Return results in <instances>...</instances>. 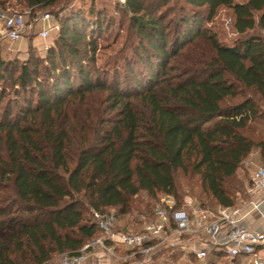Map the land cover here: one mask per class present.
<instances>
[{"label": "trees", "instance_id": "1", "mask_svg": "<svg viewBox=\"0 0 264 264\" xmlns=\"http://www.w3.org/2000/svg\"><path fill=\"white\" fill-rule=\"evenodd\" d=\"M15 1L34 19L50 9L60 29L44 56L31 40L26 59L0 53V237L15 230L0 264L80 253L101 234L93 210L143 224L156 204L135 198L176 194L179 172L198 178L204 207L247 196L252 178L244 188L237 174L255 150L264 164V139L245 133L259 104L244 97L264 100V35L252 33L264 0ZM222 7L232 44L209 27ZM224 258L240 264L221 251L207 264Z\"/></svg>", "mask_w": 264, "mask_h": 264}, {"label": "built area", "instance_id": "2", "mask_svg": "<svg viewBox=\"0 0 264 264\" xmlns=\"http://www.w3.org/2000/svg\"><path fill=\"white\" fill-rule=\"evenodd\" d=\"M123 9H129L127 0H115ZM29 13L30 10H28ZM26 15L0 9L2 34L9 41L21 39L26 25ZM42 21L38 31L42 39H47L52 30L59 31L56 17L49 11L35 18ZM54 20L48 26L46 23ZM232 22V20H231ZM49 47L46 46V49ZM264 164L258 165L247 186V196L238 199L233 207H204L197 197L179 198L176 194L161 197L152 218L145 219L139 230L118 229V219L114 212L93 210V222L101 234L91 239L80 253L60 254L56 264H82L90 255H107L111 259L132 261L130 264H151L157 261L164 249L184 250L193 255L200 264H207L213 251L226 253L228 258H238L240 264H264V228L256 229L246 224L248 216L257 212L264 219ZM117 249L126 253L119 255ZM156 264H176L172 257L163 255ZM162 259V260H161Z\"/></svg>", "mask_w": 264, "mask_h": 264}, {"label": "rangeland", "instance_id": "3", "mask_svg": "<svg viewBox=\"0 0 264 264\" xmlns=\"http://www.w3.org/2000/svg\"><path fill=\"white\" fill-rule=\"evenodd\" d=\"M4 1L6 3L7 9L10 10L11 12H19V13H23L26 15V18H25L26 25H25L24 34L21 37V39H19L18 41H15V42L9 41L2 34H0V53L2 54V56L5 57L6 59L15 58V57H19V59H26L28 56L30 40L33 43L34 52L37 55L44 56L46 53V46L48 45L50 46L54 43V40L58 35V31L52 30L47 39L40 38L38 35V31L42 28L43 22L41 20L35 21V19L28 12L26 7H23L22 5L17 4V1L15 0H4ZM173 1L174 0H171V2ZM235 1L245 2L247 0H235ZM256 17H258V13ZM53 22L54 20L49 21L46 24L50 26ZM233 24H234L233 11L227 7H222L221 9H219L217 16L214 18L213 22L209 23V27H211V29L218 34L220 40L223 43L232 44L239 37V35H237V33L235 32L233 28ZM1 29H2V25L0 23V31ZM252 33H261L264 35V28H260L259 26H257L256 29L252 31ZM126 34L127 32L121 33L122 36H120L117 42V46L123 45ZM114 36L115 34H112V36H110L107 41L112 40ZM101 43H104L103 40L101 41ZM98 55H99L98 63H101V61L104 59L105 56H102L101 54H98ZM248 96H253L258 101L259 109L261 111L259 115L261 116H258L256 119H254L253 121L249 123L248 127L245 130V133L249 134L250 136L258 140L264 139V100H262L260 96H258L253 90H248L245 92L244 97H248ZM244 97L239 96L229 101L234 103V102H237L243 99ZM262 163L263 161L260 158L259 150H255L252 153V155L247 160L244 161L242 168L237 174V179L244 182V188L246 187V184L248 183L250 178L253 177L255 168L259 164H262ZM177 176H178L177 177V195L179 196V198L182 199L186 196L202 197L200 182L197 177L190 179L188 177H185L182 172H179ZM147 203H151L152 206H154L158 202L153 200L148 195L147 192L140 193V195H138L134 201V205L138 207H141V205L142 207H145ZM135 213H132V215L127 216L122 221H120L117 225V228L133 230V231L139 230L143 226L144 223L138 224L133 221L137 216ZM141 220L145 221V218L141 217ZM13 232H15V230L13 229L6 230L4 234L0 237V242H8L9 235ZM183 252L184 250L177 249L173 251L170 249H164L161 251V254L163 255L164 258H166L167 256L172 257L176 264H200V262L195 258L188 260L187 254L185 255ZM117 253L119 255H123L125 252L117 249ZM59 256L60 254L54 256L50 264H56ZM155 262H152L151 264L158 263V261L156 263ZM112 263L113 264H130L131 261L123 262V260H116L114 258ZM217 264H230V262L226 258H224V259L218 260Z\"/></svg>", "mask_w": 264, "mask_h": 264}, {"label": "crops", "instance_id": "4", "mask_svg": "<svg viewBox=\"0 0 264 264\" xmlns=\"http://www.w3.org/2000/svg\"><path fill=\"white\" fill-rule=\"evenodd\" d=\"M263 206H264V204H263ZM246 224H248L251 227L256 228V229H263L264 228V219L261 217V215L259 213L253 212V213H251L248 216V218L246 220ZM119 250H122V251H124L126 253V250H124V249H119ZM183 253L185 255L187 254L188 260L194 258L193 255H189L187 252H183ZM263 254H264V251H263ZM161 255H162L161 252L158 255H156L158 262H159L158 258H160ZM113 260L114 259H111L107 255H103L102 253H99V255H90V256H88L87 259L85 260V262L82 263V264H113L112 263Z\"/></svg>", "mask_w": 264, "mask_h": 264}]
</instances>
